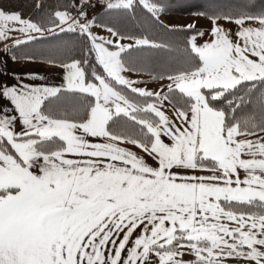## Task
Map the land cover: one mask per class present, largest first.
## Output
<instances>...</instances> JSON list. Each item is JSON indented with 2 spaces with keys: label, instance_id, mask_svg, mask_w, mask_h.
Here are the masks:
<instances>
[{
  "label": "snow or ice",
  "instance_id": "snow-or-ice-1",
  "mask_svg": "<svg viewBox=\"0 0 264 264\" xmlns=\"http://www.w3.org/2000/svg\"><path fill=\"white\" fill-rule=\"evenodd\" d=\"M0 264H264V0H0Z\"/></svg>",
  "mask_w": 264,
  "mask_h": 264
},
{
  "label": "trees",
  "instance_id": "trees-1",
  "mask_svg": "<svg viewBox=\"0 0 264 264\" xmlns=\"http://www.w3.org/2000/svg\"><path fill=\"white\" fill-rule=\"evenodd\" d=\"M13 3L23 4L24 0H12ZM193 3H199L201 0H192Z\"/></svg>",
  "mask_w": 264,
  "mask_h": 264
},
{
  "label": "rangeland",
  "instance_id": "rangeland-1",
  "mask_svg": "<svg viewBox=\"0 0 264 264\" xmlns=\"http://www.w3.org/2000/svg\"><path fill=\"white\" fill-rule=\"evenodd\" d=\"M201 23H203V21H201Z\"/></svg>",
  "mask_w": 264,
  "mask_h": 264
}]
</instances>
